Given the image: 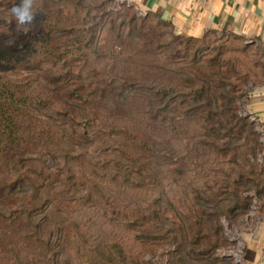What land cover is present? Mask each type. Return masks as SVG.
I'll list each match as a JSON object with an SVG mask.
<instances>
[{
	"label": "rangeland",
	"instance_id": "obj_1",
	"mask_svg": "<svg viewBox=\"0 0 264 264\" xmlns=\"http://www.w3.org/2000/svg\"><path fill=\"white\" fill-rule=\"evenodd\" d=\"M23 10L24 0H0V53L16 46L26 60L2 75L20 91L14 119L29 125L0 201L29 176L10 207L33 209L30 182L52 205L33 213L51 226L37 248L17 239V264H241L240 234L264 211V135L248 110L263 50L237 36L184 37L130 0ZM238 188L250 203L240 223L199 214L225 210ZM188 234L202 242L183 248Z\"/></svg>",
	"mask_w": 264,
	"mask_h": 264
},
{
	"label": "trees",
	"instance_id": "obj_2",
	"mask_svg": "<svg viewBox=\"0 0 264 264\" xmlns=\"http://www.w3.org/2000/svg\"><path fill=\"white\" fill-rule=\"evenodd\" d=\"M157 19H159L165 25H169L168 23L162 21L159 17H157ZM120 37L121 36L119 35L117 38ZM91 39H89L88 43H90ZM4 53H0V177L2 176V178H9L11 177V173L17 171L16 158L17 156L22 155V153L24 152L22 151L23 146L20 143V136H23L24 138L28 137L29 125L26 119L24 121H20L19 119H17V117L16 119H14L13 116L17 115L15 108L18 107L17 104L19 102L18 98L20 95V91L18 92V89H16L17 86H14V82L11 79H7V76L3 77L2 75L4 65H9L13 68H17V66H19L20 64H24L26 60L23 59L22 54L18 52L16 46L6 50V53ZM240 122L245 124L243 119H240ZM26 181L32 180L29 178V176H21L16 180V182H13V184L7 186L6 192L4 194L5 197L0 201V210L4 212V214L9 213V211L11 212L9 214L14 213V216L10 217H7L5 215L0 216V264L18 263L20 241H17V239L19 237L24 235L26 241L23 242V244H27L29 245V247L34 248L36 247L35 245H33V243H35V239L41 236V234L45 231L44 229H48V227H51L50 224H48L49 219L45 223L46 218L43 220H34L33 218L34 212L40 211L44 206H48L49 209V207L52 205V203L48 201V199L50 198V190L44 189L43 185L40 186L34 182H30L34 194L33 203H30V206L33 207L32 210L21 209L23 207L17 209V206H13L12 204L13 207H10V205L8 204L11 201V197L13 196V191L15 190L16 185L22 184ZM240 193V188H238L232 193V199H229L228 197L226 201L229 200V203L227 204V207H223V209L225 210H215V206V211L213 214L208 213L207 211L202 209L199 211V214L206 221L218 220L220 215L226 214H228L229 217L233 220L239 221L250 206V203L247 200H242L239 197ZM207 202L209 201H206V203ZM13 208L16 209V211H13ZM201 208L204 209L205 205H202ZM218 208H220V206ZM2 212H0V214ZM193 224V222L190 224L192 231H194L193 228L195 227ZM183 241H185L186 243L183 247L185 249L187 248L186 245H188V242H191L192 244L194 243L196 245L202 242V240L197 237V234H195L194 236H192L191 234L185 235ZM225 242L226 241L223 235H220L214 243L216 245L213 244L212 246L214 247V249H217L222 245L224 246ZM191 243L189 245H191ZM44 246L46 248H49L48 244ZM183 252L184 251H179V254H182ZM193 253L195 252H189V254ZM202 254L208 255L210 254V252L204 251L202 252ZM40 255L41 253L39 254V257L41 258L42 256ZM54 257L52 258V264H59L58 260H55ZM221 262L223 264H231L226 263V261ZM180 264H184L183 259H180Z\"/></svg>",
	"mask_w": 264,
	"mask_h": 264
},
{
	"label": "crops",
	"instance_id": "obj_3",
	"mask_svg": "<svg viewBox=\"0 0 264 264\" xmlns=\"http://www.w3.org/2000/svg\"><path fill=\"white\" fill-rule=\"evenodd\" d=\"M130 1L184 37L199 39L210 33L237 36L264 53V0ZM248 110L264 135V80L253 93ZM262 156L264 164V150ZM240 237L241 264H264V211L247 220Z\"/></svg>",
	"mask_w": 264,
	"mask_h": 264
},
{
	"label": "clouds",
	"instance_id": "obj_4",
	"mask_svg": "<svg viewBox=\"0 0 264 264\" xmlns=\"http://www.w3.org/2000/svg\"><path fill=\"white\" fill-rule=\"evenodd\" d=\"M32 0H24V10L21 19H25L28 16V10L31 7Z\"/></svg>",
	"mask_w": 264,
	"mask_h": 264
}]
</instances>
